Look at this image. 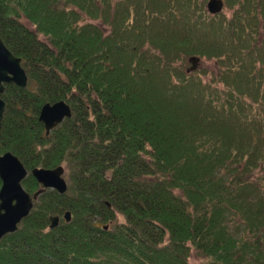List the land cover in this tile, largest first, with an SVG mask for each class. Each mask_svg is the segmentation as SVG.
Here are the masks:
<instances>
[{"label": "trees", "instance_id": "16d2710c", "mask_svg": "<svg viewBox=\"0 0 264 264\" xmlns=\"http://www.w3.org/2000/svg\"><path fill=\"white\" fill-rule=\"evenodd\" d=\"M207 2L0 0L28 78L0 94V156L30 194L33 168L68 185L1 238L0 264H264V0ZM193 56L216 73L187 72ZM58 101L71 117L45 135Z\"/></svg>", "mask_w": 264, "mask_h": 264}, {"label": "water", "instance_id": "95a60500", "mask_svg": "<svg viewBox=\"0 0 264 264\" xmlns=\"http://www.w3.org/2000/svg\"><path fill=\"white\" fill-rule=\"evenodd\" d=\"M210 14H216L224 8L223 0H208L206 5ZM190 68L187 72L195 70L199 66L198 57L188 59ZM27 74L21 65V59L16 57L4 44L0 37V94L4 91L5 83H12L24 88L27 85ZM5 103L0 97V128ZM70 105L64 101L46 103L39 112V121L42 122L45 135L50 130L59 125L65 118L71 117ZM65 169L57 166L52 169L33 168L30 173L40 184V188L32 195L27 192L22 181L27 176L28 171L17 156L11 152H5L0 156V240L6 234L17 230L19 223L30 213L33 202L46 189H53L60 194L67 191V182L64 178ZM66 222L70 221V212L63 215ZM50 228H55L59 224V216H50Z\"/></svg>", "mask_w": 264, "mask_h": 264}, {"label": "rangeland", "instance_id": "374dc122", "mask_svg": "<svg viewBox=\"0 0 264 264\" xmlns=\"http://www.w3.org/2000/svg\"><path fill=\"white\" fill-rule=\"evenodd\" d=\"M86 21H91L92 23H94V22L97 23V20L87 19ZM197 69L198 70L199 69H205L206 70L207 75H203V76L207 80L209 79V77L211 76L212 73H216V66H215L214 62L210 61V60H205L203 58L199 62V66L197 67ZM189 263L190 264H206L205 260L203 258H201L199 255H197L196 251L193 249H191V251H190Z\"/></svg>", "mask_w": 264, "mask_h": 264}]
</instances>
